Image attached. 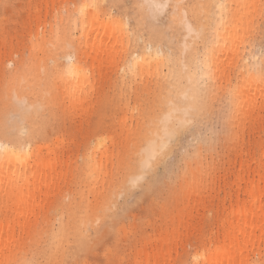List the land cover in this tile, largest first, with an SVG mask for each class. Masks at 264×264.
<instances>
[{
    "label": "rangeland",
    "instance_id": "obj_1",
    "mask_svg": "<svg viewBox=\"0 0 264 264\" xmlns=\"http://www.w3.org/2000/svg\"><path fill=\"white\" fill-rule=\"evenodd\" d=\"M79 2L0 0V127L12 121L14 129L10 136L0 132V141L40 144L38 158L49 160L53 172L48 184L37 182V212L19 232L20 247H38L35 232L43 234V225L66 220L60 209L66 204L97 198L101 210L91 225L50 264H203L231 244L242 248L234 264H264V223L257 224L264 219V55L259 53L264 49V0L233 6L237 27L228 42L237 53L219 63L223 89L196 108L194 124L171 138L191 104L184 99L186 70L203 61L193 56L205 54L218 0H167L157 15L150 0H102L101 11L125 23L128 39L99 63L94 54L82 59L90 81L80 101L73 102L49 74L55 64L63 67L66 52L77 59L84 50L78 34L64 38L62 33L64 17ZM190 24L196 35L188 31ZM148 44L173 60L161 76L134 78L126 52L138 53ZM39 65L45 68L41 80L36 79ZM247 76L259 79L246 86ZM17 99L23 107H17ZM152 122L165 148L141 171ZM98 141L107 150L106 175L95 192L85 183V162ZM194 150H199L197 160ZM185 158L190 167L185 168ZM258 203L261 211L255 210ZM250 208L251 230L233 237L236 212Z\"/></svg>",
    "mask_w": 264,
    "mask_h": 264
},
{
    "label": "bare ground",
    "instance_id": "obj_2",
    "mask_svg": "<svg viewBox=\"0 0 264 264\" xmlns=\"http://www.w3.org/2000/svg\"><path fill=\"white\" fill-rule=\"evenodd\" d=\"M101 1L80 0L79 4L75 5V8L64 17L63 37L65 38V35L70 37L74 33L78 34L77 43L84 50L79 53L77 59L74 58L71 52H66L63 67L61 68L55 64L49 78L55 82L59 81L61 94L64 96L65 91L70 92L73 95V102L80 101L81 93L84 91L86 83L88 84V81H90L86 73V65L82 62V59L94 54L92 59L98 58L96 61L99 63L105 60L107 55L111 56L109 54L111 51L122 48L128 39V30L125 23L120 22L111 15H104L99 6ZM150 1L155 6L153 10L155 15L160 13L167 3V0L164 3L156 0ZM244 1L218 0L216 4L217 11L213 17L214 31L205 47L206 50H203L205 54H197V56L194 54L193 56L194 60L197 59V63L200 59L203 61H200V67L193 68V70L188 67L186 70L189 81V90L186 94L191 104L193 101L195 102L197 109L202 107L207 97L214 96L216 92L223 89V78L219 75V63L222 61L223 56L232 59L237 53V49L228 41L230 36V39L234 40V30L237 27L233 6L242 4ZM219 5H224V7L220 8ZM228 27L231 29H228ZM52 32H49L48 35H51ZM45 36L42 37L45 38ZM62 47L65 50V47ZM41 49L45 50L44 47L39 48V50ZM259 53L262 54V51L260 50ZM54 54L56 55V53ZM69 55L74 58L73 63L69 62ZM125 60L130 73L136 78L137 76L147 75L161 76L164 68L168 67L173 58L170 53L163 52L157 46L148 44L138 53L134 51L126 52ZM44 69V66L39 65L36 79L41 80L42 74H45ZM169 71L168 69L167 72ZM258 79L257 76H247L246 86L253 81L255 83ZM225 81L226 85L230 84V80ZM161 95L162 92L158 94L159 101ZM23 104V100L17 99V107H23ZM148 131L151 133L152 138L144 156L141 158V171H144L151 160L165 148V141L162 139L163 135L160 133L157 123L152 122ZM103 145V141H98L91 157L85 162V183L95 192L100 189V186H103V181L101 183L99 180L100 178L103 180V175L104 177L106 175L102 161L107 157V150L100 149ZM46 149H49V147H46ZM41 150H43V147L40 144L33 146L29 141H23L20 138L0 141V264H50L52 258L63 255L65 246L69 241L86 232L91 225V217L101 210L97 198L86 201L80 197L79 201L74 200L73 204L68 203L66 208H60L62 213L63 210L67 213L66 220H61L57 226L49 223L43 225L40 230L43 231L45 236L41 232H35V238L37 239L35 243L38 247L29 251L21 248L19 232L35 218L34 214H36L38 208V203L34 200L40 190L37 182L48 184L53 178L52 170L49 171L51 162L38 158V152ZM198 155L199 150H194L193 160H197ZM190 165L191 160H187L185 168L190 167ZM35 168H38L37 173H35ZM249 195H252L251 192H249ZM259 209L262 210L258 203L255 205V210ZM252 211L253 209L250 208L249 213L241 210L236 212V226L231 224L234 229L233 237L239 234L244 235L248 230H251L252 222L248 217L251 216ZM8 212L13 214L11 215L13 219H8ZM240 221L243 223V228L240 227ZM263 223L264 219H257L259 227ZM241 250L240 246L231 244L227 248H222L210 254L203 264H234ZM147 260H149L148 256ZM151 260L153 261V259ZM152 263L156 264L155 261Z\"/></svg>",
    "mask_w": 264,
    "mask_h": 264
},
{
    "label": "snow or ice",
    "instance_id": "obj_3",
    "mask_svg": "<svg viewBox=\"0 0 264 264\" xmlns=\"http://www.w3.org/2000/svg\"><path fill=\"white\" fill-rule=\"evenodd\" d=\"M218 7L223 8L224 5H219ZM188 31L190 33H192L193 35L197 34L195 27L191 24L188 25ZM261 51H262V54H264V49H262ZM68 60L70 63L74 62V58L71 55H69ZM184 99L188 100V97L185 96ZM169 107L175 109V105L172 104L171 101L169 102ZM183 112H184L185 119L183 121L178 122L177 128L174 129L169 134V138L176 136L178 131L182 130L183 128L187 127L190 124L195 123V121H196L195 113L197 112V109L195 107L194 101L188 107L183 109ZM169 115H171V113ZM17 119H19V117H13V120H17ZM13 130L14 129H13V122L12 121H7V122H5V124L2 127H0V132H2L5 136H10L12 134ZM141 179H142V177H141Z\"/></svg>",
    "mask_w": 264,
    "mask_h": 264
}]
</instances>
